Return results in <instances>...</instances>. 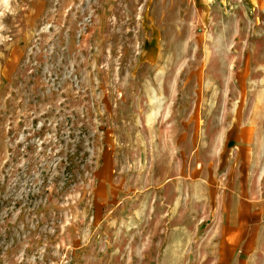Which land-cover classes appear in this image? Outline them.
<instances>
[{"label": "rangeland", "instance_id": "rangeland-1", "mask_svg": "<svg viewBox=\"0 0 264 264\" xmlns=\"http://www.w3.org/2000/svg\"><path fill=\"white\" fill-rule=\"evenodd\" d=\"M0 13V264H264V0Z\"/></svg>", "mask_w": 264, "mask_h": 264}, {"label": "crops", "instance_id": "crops-1", "mask_svg": "<svg viewBox=\"0 0 264 264\" xmlns=\"http://www.w3.org/2000/svg\"><path fill=\"white\" fill-rule=\"evenodd\" d=\"M230 228H231V230H238L240 227H239L238 225H237V226H235V225H234V226L231 225Z\"/></svg>", "mask_w": 264, "mask_h": 264}, {"label": "clouds", "instance_id": "clouds-1", "mask_svg": "<svg viewBox=\"0 0 264 264\" xmlns=\"http://www.w3.org/2000/svg\"><path fill=\"white\" fill-rule=\"evenodd\" d=\"M0 15H2V13H0Z\"/></svg>", "mask_w": 264, "mask_h": 264}]
</instances>
